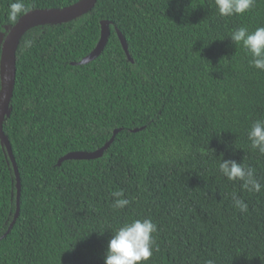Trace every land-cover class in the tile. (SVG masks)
<instances>
[{
  "label": "trees",
  "instance_id": "16d2710c",
  "mask_svg": "<svg viewBox=\"0 0 264 264\" xmlns=\"http://www.w3.org/2000/svg\"><path fill=\"white\" fill-rule=\"evenodd\" d=\"M77 1L24 3L32 10ZM11 2L0 0L6 35L16 24ZM102 20L111 21L102 53L73 64L96 48ZM241 26H264V0L231 17L215 0H98L80 17L27 30L4 121L20 212L4 236L18 186L2 142L0 264H104L114 231L145 218L157 225L146 264H264V155L247 138L264 119V71L231 41ZM116 129L101 157L58 165L71 151L103 147ZM222 158L253 168L261 191L223 176ZM114 191L130 203L114 209ZM233 193L247 212L233 206Z\"/></svg>",
  "mask_w": 264,
  "mask_h": 264
},
{
  "label": "clouds",
  "instance_id": "9594fccd",
  "mask_svg": "<svg viewBox=\"0 0 264 264\" xmlns=\"http://www.w3.org/2000/svg\"><path fill=\"white\" fill-rule=\"evenodd\" d=\"M255 2L256 0H215V6L222 17H231L251 10ZM28 11L24 0H12L8 9L9 22L14 25L18 18ZM229 37L235 45H241L251 57L250 66L264 71V26L253 31L241 26L232 31ZM247 138L251 147L264 155V119L252 122ZM218 166L228 180L242 181V187L249 192L261 191L262 185L256 179L254 169L245 166L243 162L222 158ZM112 196L115 198L112 204L114 209H122L130 203L128 199L123 198L122 191H114ZM232 202L241 213L248 211V204L235 193ZM156 231L157 225L151 219H133L125 222L111 235L104 255V264H146L153 255L155 245L153 234ZM207 264L215 262L208 260Z\"/></svg>",
  "mask_w": 264,
  "mask_h": 264
},
{
  "label": "water",
  "instance_id": "95a60500",
  "mask_svg": "<svg viewBox=\"0 0 264 264\" xmlns=\"http://www.w3.org/2000/svg\"><path fill=\"white\" fill-rule=\"evenodd\" d=\"M97 1L98 0H79L65 7L32 9L29 10L27 14L19 17L18 21L14 26L10 28L7 35L3 31H0V51H1L0 149L2 142H4L15 168V172L17 176V186H18L17 212L14 217V220L12 221L7 232H5L4 236H6L10 232L20 212V196H21L20 172L16 161V157L13 152L12 144L4 131V121L5 118L10 114V103L14 96V90L16 85L17 50L19 44L26 31L29 30L31 27L46 22H61V21H68L75 19L91 11ZM110 24H111L110 20H102L101 37L96 48L89 55L85 56L80 61L72 62L73 64L81 65V64L89 63L92 60L96 59L102 53L111 34ZM116 30L129 59L133 61V58L129 52L128 42L124 34L117 27ZM135 130L138 129L136 128ZM118 131L119 129L115 130L111 139L103 147L95 151H71L59 159L58 165H61L64 160H69V159H95L101 157L104 154V151L114 141Z\"/></svg>",
  "mask_w": 264,
  "mask_h": 264
}]
</instances>
